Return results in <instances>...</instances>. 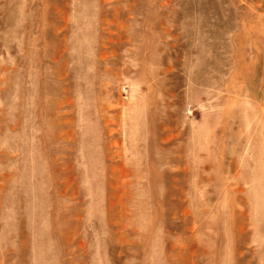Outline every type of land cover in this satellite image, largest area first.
Listing matches in <instances>:
<instances>
[{"label":"rangeland","instance_id":"rangeland-1","mask_svg":"<svg viewBox=\"0 0 264 264\" xmlns=\"http://www.w3.org/2000/svg\"><path fill=\"white\" fill-rule=\"evenodd\" d=\"M0 264H264V0H0Z\"/></svg>","mask_w":264,"mask_h":264}]
</instances>
